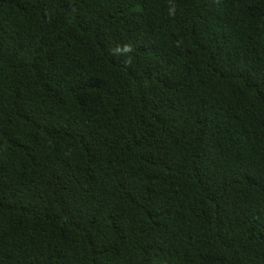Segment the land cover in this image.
<instances>
[{
    "label": "trees",
    "instance_id": "16d2710c",
    "mask_svg": "<svg viewBox=\"0 0 264 264\" xmlns=\"http://www.w3.org/2000/svg\"><path fill=\"white\" fill-rule=\"evenodd\" d=\"M0 264H264V0H0Z\"/></svg>",
    "mask_w": 264,
    "mask_h": 264
},
{
    "label": "clouds",
    "instance_id": "9594fccd",
    "mask_svg": "<svg viewBox=\"0 0 264 264\" xmlns=\"http://www.w3.org/2000/svg\"><path fill=\"white\" fill-rule=\"evenodd\" d=\"M130 51H131V46L130 45H125V46H123V48L118 47L116 49V52L127 53V52H130ZM92 165H93V167L95 168V170L97 172L104 171L103 165L101 163H98L97 162V163H94ZM11 172L18 174L21 177V179L29 173V172H26V166H25L24 163H22L21 165H19L17 167V171L11 170ZM226 179H229L230 180V177H228L226 175H219V176H217L215 178H211L210 179V182L213 183V184H215L217 186L223 180H226ZM35 249H36L37 252L38 251H41L43 249V244L42 243L35 242Z\"/></svg>",
    "mask_w": 264,
    "mask_h": 264
}]
</instances>
